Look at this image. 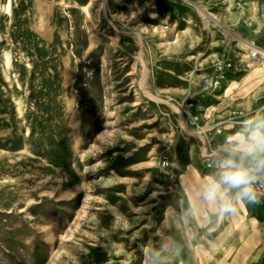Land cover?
<instances>
[{
	"label": "rangeland",
	"instance_id": "1",
	"mask_svg": "<svg viewBox=\"0 0 264 264\" xmlns=\"http://www.w3.org/2000/svg\"><path fill=\"white\" fill-rule=\"evenodd\" d=\"M258 106L264 0H0V264H264V197L182 218Z\"/></svg>",
	"mask_w": 264,
	"mask_h": 264
},
{
	"label": "clouds",
	"instance_id": "2",
	"mask_svg": "<svg viewBox=\"0 0 264 264\" xmlns=\"http://www.w3.org/2000/svg\"><path fill=\"white\" fill-rule=\"evenodd\" d=\"M212 168L193 191L194 204L184 210L183 219L191 221L202 211L213 216L236 213L240 204L264 197V106L240 118L234 134L212 158ZM179 250L180 244L171 238L158 247L141 248L144 264H166Z\"/></svg>",
	"mask_w": 264,
	"mask_h": 264
},
{
	"label": "built area",
	"instance_id": "3",
	"mask_svg": "<svg viewBox=\"0 0 264 264\" xmlns=\"http://www.w3.org/2000/svg\"><path fill=\"white\" fill-rule=\"evenodd\" d=\"M252 56L256 55L255 52L251 53ZM193 107H194V104L193 103H190V104H186V113H187V116L189 118V120L192 122V124H195L197 125V127L199 128V116L196 115L194 112H193ZM234 123H236V121H233ZM225 130V127H224V122L222 123H218V124H215L214 126L210 127V128H200V132L201 133H207L208 131H213L215 132L217 135H221L223 134ZM206 156L208 157L209 155L206 154ZM164 165H168V161L167 160H164L163 162ZM206 165L210 168H212V161H210L209 157L206 159Z\"/></svg>",
	"mask_w": 264,
	"mask_h": 264
}]
</instances>
